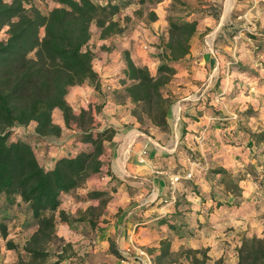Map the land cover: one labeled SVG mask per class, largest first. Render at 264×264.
Here are the masks:
<instances>
[{"label": "crops", "instance_id": "crops-1", "mask_svg": "<svg viewBox=\"0 0 264 264\" xmlns=\"http://www.w3.org/2000/svg\"><path fill=\"white\" fill-rule=\"evenodd\" d=\"M44 1L47 11L35 4L44 14L59 6ZM167 1L171 0H127L114 17L121 32L105 38L92 25L89 47L97 78L69 89L66 101L74 118L68 125L62 111L54 110V122L62 127L59 136H39L35 122L18 129L47 170L61 157L90 149L79 138L83 131L114 130L100 171L62 194L55 236L66 249L53 257L48 254L45 264H141L140 251L157 258L165 251L170 255L202 248L209 249L215 262L226 257V247L231 252L238 248L244 236L264 235V143L258 145L253 138L264 130V50H256L257 41L250 37L264 35V0H242L257 7L258 32L235 23L243 17L237 12L241 0H234L228 10L226 0L223 7L209 0L212 9L196 18L190 52L172 63V82L182 94L178 118L176 104H171L167 128L151 123L147 134L139 129L135 103L126 91L125 52L137 66L156 72L169 39ZM244 16L243 21L251 23V14ZM214 24L219 30L213 52L199 37ZM156 40V45L149 44ZM205 83L201 101L188 97ZM215 169H224L241 191L227 188ZM91 191L107 194L85 198ZM6 204L1 215L8 218V233L0 236V264H35L22 260L32 259L26 248L38 229L35 223L22 224L26 218L33 222L28 205L18 195ZM228 228L233 229L226 233ZM233 254L236 264L237 250Z\"/></svg>", "mask_w": 264, "mask_h": 264}, {"label": "trees", "instance_id": "trees-1", "mask_svg": "<svg viewBox=\"0 0 264 264\" xmlns=\"http://www.w3.org/2000/svg\"><path fill=\"white\" fill-rule=\"evenodd\" d=\"M51 1L59 6L44 14L34 4L27 6L26 0H0V31L5 28L6 32V38L0 40V236L8 233V218L1 215L3 207L14 203L18 195L28 205L38 226L26 248L33 259L48 255L43 247L55 237L56 212L62 194L83 186L100 171L101 156L106 153L104 142L113 138L114 130L83 131L79 138L90 149L61 157L53 169L47 170L38 161L33 145L18 134V129L35 122L39 136L61 134L62 127L53 119L54 110L62 111L68 125L74 118L66 101L69 89L97 78L92 68L95 54L89 47L91 27L95 24L102 38L121 32L114 17L127 2ZM169 25L165 59L155 73L148 66H137L129 52H125L129 81L126 91L148 119L163 129L167 128L171 106L163 89L176 73L172 63L190 52L198 21L190 20V16L170 18ZM250 37L257 41L256 50L263 51L264 35L250 34ZM253 138L258 145L264 143V130L253 134ZM214 172L221 174L227 188L235 193L241 191L224 169ZM106 194L91 191L85 198L97 199ZM61 217L67 218L64 213ZM238 252V264H264V237L245 239Z\"/></svg>", "mask_w": 264, "mask_h": 264}, {"label": "rangeland", "instance_id": "rangeland-1", "mask_svg": "<svg viewBox=\"0 0 264 264\" xmlns=\"http://www.w3.org/2000/svg\"><path fill=\"white\" fill-rule=\"evenodd\" d=\"M6 2H11V0H5ZM34 5L37 3L39 5V7L42 8L43 11H47L49 8V5L47 3H45L44 0H30ZM29 0H26V4L27 6H29L31 4ZM225 0H220L217 1L216 3H218L221 7L223 2ZM242 1V0H241ZM150 3H153L154 0H149ZM182 3H179L176 0H171V1H167L166 2V6L164 7L165 10L167 11V20L169 21L170 18L171 19H178V18H186L190 16V20H197L196 18H198L200 16L201 11L203 10H211V7H208L209 5V0H181ZM227 2V10L230 9V6L228 7L229 4H232L234 2V0H226ZM255 2V1H254ZM249 5L250 7H245L243 5ZM241 7H239L237 9L238 13H243V17L241 19H237L235 21V23L238 25V27L240 28H249L251 31L253 32H258L259 30V23L256 19L257 14L256 10L257 7H253V3H251V1L249 3H245L244 1H242L241 3ZM252 6V7H251ZM261 11L264 10V7H260ZM246 13H250L251 14V23H245L243 20H245V14ZM170 26V25H169ZM214 27H210V28H204L202 31V34L200 35L199 39L201 38L203 46L208 48V49H212L214 52V40L216 37V34L218 32V25L214 24ZM245 33L247 31V29H244ZM240 36H243V38L247 37V34H242L240 33ZM169 37V35H168ZM4 38H6V32H5V28L3 30L0 31V40H4ZM158 42V40L156 41H152L151 46L156 45ZM166 44V43H165ZM173 77L171 79V81L164 87V93L167 97H169V99L171 100V104H176L175 109H176V113H177V118H178V114L180 112V103L177 102L179 100V97L182 96V94H179L178 91L176 90V85L175 83L172 82ZM175 85V86H174ZM207 87V83H205L204 85L201 86V88H199L198 92H193L190 93L188 95V97H192L193 101H201V98L203 97L204 93L203 90L206 89ZM175 91V92H174ZM134 115L136 116L138 122H139V129L147 134H149V129H150V125H151V121L148 119V117L145 115V113L143 112V108L140 105H136L135 104V108L133 110ZM111 140H105L104 144H108L107 142H109ZM184 142H186L184 140ZM151 147L155 146L152 142L150 143ZM90 147V145H89ZM88 147V148H89ZM16 222H21V220H16ZM28 222L34 223V221L32 222L31 220H29V218H26L25 220H22V224H27ZM21 224V223H20ZM233 228H228L225 232L227 233L229 230H231ZM253 237H257V238H263V236H251V237H246L244 236L242 238V243L245 239H251ZM226 242V240H225ZM29 245V243H28ZM27 245V246H28ZM242 245V244H241ZM241 245L238 248L232 249L231 252V248L228 247H224L226 249V251H228L226 253V257L225 258H221L218 261L213 262L211 260V257L208 255V251L209 249L206 248H202V249H186V250H179L178 252H174L171 253L170 255H162L159 256L157 258H153V256L151 255V253H149L148 251H140V258L142 259H147L149 264H235V256L233 254V250H237L238 256L236 261L238 264L239 262V248L241 247ZM66 249V245L64 246V243L61 239H59L57 236L54 237V239L48 243H46L43 247V251L46 252L47 254H49L51 257L56 256L57 251L60 249ZM28 252V251H27ZM210 259V260H209ZM23 262H32L35 264H45V258H38V259H31L30 261H25V259H22ZM142 261V260H141ZM142 264V263H141Z\"/></svg>", "mask_w": 264, "mask_h": 264}, {"label": "built area", "instance_id": "built-area-1", "mask_svg": "<svg viewBox=\"0 0 264 264\" xmlns=\"http://www.w3.org/2000/svg\"><path fill=\"white\" fill-rule=\"evenodd\" d=\"M146 153H147L146 150L142 151L141 156H140L141 162H144L145 161V155H146ZM175 180H178V178H175ZM141 260H142V264H149L148 261H147V259H142L141 258Z\"/></svg>", "mask_w": 264, "mask_h": 264}]
</instances>
